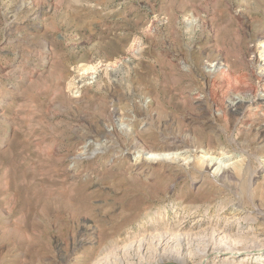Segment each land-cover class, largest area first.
<instances>
[{"label": "rangeland", "instance_id": "obj_1", "mask_svg": "<svg viewBox=\"0 0 264 264\" xmlns=\"http://www.w3.org/2000/svg\"><path fill=\"white\" fill-rule=\"evenodd\" d=\"M263 40L264 0H0V264H264Z\"/></svg>", "mask_w": 264, "mask_h": 264}, {"label": "bare ground", "instance_id": "obj_2", "mask_svg": "<svg viewBox=\"0 0 264 264\" xmlns=\"http://www.w3.org/2000/svg\"><path fill=\"white\" fill-rule=\"evenodd\" d=\"M250 53L248 54L249 55V60L253 63V64H258V68H259V71H257L256 72V75L258 76V80L261 82V88H260V90L259 89H256V87L254 88L253 86V88L251 87L250 88V91L252 92L253 90H254V94H255V97L253 98V100H247V101H249L248 103L250 104V106L251 105H259V106H262V107H264V40L263 41H261L259 44H257V46H251L250 47ZM223 60V59H222ZM221 61V60H220ZM250 62V63H251ZM218 63V64H217ZM217 63H215V64H217V66H218V72H220V73H222L223 75H227L228 74V70H226V69H223V67H222V65L219 63V62H217ZM214 64V65H215ZM213 65V66H214ZM214 68V67H213ZM216 70V69H215ZM225 77V76H224ZM222 78V77H221ZM241 80L242 78H239V77H236V76H234L232 73L231 74H229L227 77H226V81L227 82H231L232 80ZM222 81V80H221ZM240 85V84H239ZM238 85V86H239ZM259 85V84H258ZM258 87V86H257ZM233 90H234V92H239V91H236V90H238L239 88L238 87H235V86H233V88H232ZM210 92V96H211V98H214V96H213V94H212V90H210L209 91ZM251 92H250V94H251ZM235 94H237V93H235ZM240 94V93H239ZM253 94V95H254ZM241 96V95H240ZM234 97H236V98H239V97H237V96H234ZM234 100H235V98H234ZM237 100V99H236ZM234 102V101H233ZM241 102H243V99H241L240 101L238 100V102L237 101H235V104L233 103V106H238V105H240L241 106V104H239V103H241ZM237 103V104H236ZM243 104V103H242ZM248 104V105H249ZM232 106V105H231ZM258 106V107H259ZM249 107V106H248ZM234 108V107H233ZM232 108V109H233ZM239 108H241V107H237V108H234V112L236 113V112H238L239 111ZM246 108V107H245ZM243 110H244V108H242ZM241 109V110H242ZM241 110H240V112H241ZM247 110H249V109H247ZM245 111V110H244ZM243 111V112H244ZM259 111H261V110H259ZM232 112H233V110H232ZM243 114V113H242ZM243 116V115H242ZM240 117V116H239ZM264 126V125H263ZM258 129V128H257ZM95 149V148H94ZM176 159H178V158H176ZM210 159V158H209ZM212 159V158H211ZM154 160V159H153ZM213 160V159H212ZM218 160V159H217ZM216 160V161H217ZM249 161V160H248ZM214 162V161H213ZM220 162V161H219ZM210 163H212V161L210 162ZM218 163H216V165H217ZM214 166H215V164H214ZM224 166H226L225 164H224ZM223 166V167H224ZM220 164H219V166L216 168V170H220ZM215 170V171H216ZM217 172V171H216ZM172 191V190H171ZM220 233V232H219ZM180 236V235H179ZM227 236V235H226ZM225 236V237H226ZM253 237V236H252ZM230 238V237H229ZM231 240V239H230ZM235 240V239H234ZM238 241V240H237ZM233 242V241H232ZM225 243V242H224ZM224 243L222 242V246L220 245V246H217L216 248H214L213 247V250L211 251V253L210 252H203V253H201L199 256H200V260H199V262L197 261V260H190V257H189V259L187 258V259H184V260H182V264H191V263H194L195 264V262L197 261V263L196 264H214V261L213 262H211L210 261V257L212 256V255H216L217 257H222L223 258V261H224V263H222V264H245V262H248L249 261V259H244L243 261H241L240 263H235V262H233V260L235 259V258H237L241 253H242V251H240V250H238L236 247H234V246H232V245H234L233 243H232V245L231 246H229V244L228 245H224ZM227 243H228V241H227ZM242 243V242H241ZM240 243V244H241ZM247 253H246V255H247V257L248 258H250L252 255H263L264 254V247H261V248H259V249H251V250H248V251H246ZM256 252V253H255ZM199 254V253H198ZM192 256H195V255H192ZM197 258H198V255H197ZM195 259V258H194ZM174 260V259H173ZM213 260H215V259H213ZM261 264H263V263H261Z\"/></svg>", "mask_w": 264, "mask_h": 264}]
</instances>
